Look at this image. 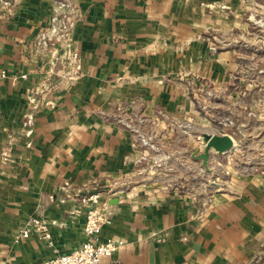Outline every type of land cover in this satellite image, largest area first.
I'll list each match as a JSON object with an SVG mask.
<instances>
[{"label":"crops","instance_id":"1","mask_svg":"<svg viewBox=\"0 0 264 264\" xmlns=\"http://www.w3.org/2000/svg\"><path fill=\"white\" fill-rule=\"evenodd\" d=\"M71 1L68 41L79 69L77 78L53 87L52 106L41 104L56 80L47 73L51 53L35 44L51 24V0L0 4V71L7 73L0 78V264H35L78 248L95 193L109 217L99 239L124 242L98 264L263 258L264 171L233 175L219 189L178 186V180L188 185L194 163L193 146L178 147V134L187 137L178 124H189L181 117L193 108L192 80L228 76L221 63L228 55H211L206 34L213 29L206 11L227 0ZM236 1L238 30L264 14V0ZM252 58L237 52V89H248L243 62ZM131 108L133 118L126 113ZM135 122L167 153L169 160L154 167L175 173L174 182L143 175L142 163L155 151L129 128ZM33 218L45 223L49 241L34 227L20 236Z\"/></svg>","mask_w":264,"mask_h":264},{"label":"rangeland","instance_id":"2","mask_svg":"<svg viewBox=\"0 0 264 264\" xmlns=\"http://www.w3.org/2000/svg\"><path fill=\"white\" fill-rule=\"evenodd\" d=\"M0 4L2 7H10L12 3L10 0H0ZM60 4L73 7L71 0H51V7H59ZM206 14L213 20V29L206 32L209 37L208 50L211 55H228L225 64L221 62L227 68L228 76H218L213 81L196 77L192 80L193 90L188 94L193 108L188 109L191 114L181 117H185L183 121L188 117L189 124H178V130L187 131V137L178 134V147H182L180 151L183 148L190 151L193 146V152L199 153L203 150L201 135L211 132L232 135L235 145L222 154L213 152L216 154L211 164L208 162V170L204 169L199 159L194 158L193 167L188 169V185L185 181L182 183L178 180V186H187L189 191L195 193L203 188L219 189L220 183L233 175L248 174L252 170L264 171V14L259 12L254 19L255 24L241 30L237 29L236 0L214 5ZM237 52L253 55L252 59L243 62L247 65L245 69L248 72L242 77L241 83L245 82L248 89H237ZM126 113L129 117H132L131 113L136 114L132 108ZM118 114L117 116H122L120 112ZM128 126L133 132H137L138 141L146 149L155 151L143 161L142 164L148 171L142 174L151 177L155 175L168 183L174 182L172 178L175 173L164 170V167L162 171H157V167H154L169 160L167 153L149 140L143 134L145 130H139L136 122L129 123ZM188 137L190 142L186 145ZM157 148L159 150H155ZM181 172L183 171L178 169L177 174ZM253 264H264V257Z\"/></svg>","mask_w":264,"mask_h":264},{"label":"built area","instance_id":"3","mask_svg":"<svg viewBox=\"0 0 264 264\" xmlns=\"http://www.w3.org/2000/svg\"><path fill=\"white\" fill-rule=\"evenodd\" d=\"M71 11L72 7H65L63 4H60L59 7H53L50 26L47 30L39 32L35 37V44L43 51L51 53L47 70L48 75H56V80L51 83V87L49 86L48 90L43 92L41 96V104L44 106L53 105L49 95L57 83H68L77 78L79 56L78 52L71 47L68 41L73 28ZM60 51H62V55L58 56L61 53ZM57 57H62L61 59H63L60 70L55 69ZM6 76V71L1 70L0 78ZM20 76L25 77L24 74ZM11 78L15 79L13 76ZM35 99V96L31 97V101L35 102ZM88 200H90V205L86 209L83 228L85 238L81 245L73 251L56 253L35 264H98L103 258L110 257L123 245L122 239H99V234L103 226L109 222V217L104 206L99 204L98 194L90 195ZM30 227H34L43 239L50 240V233L45 223L34 218L29 221V226L22 231L20 236H27Z\"/></svg>","mask_w":264,"mask_h":264},{"label":"water","instance_id":"4","mask_svg":"<svg viewBox=\"0 0 264 264\" xmlns=\"http://www.w3.org/2000/svg\"><path fill=\"white\" fill-rule=\"evenodd\" d=\"M201 143L203 150L201 152H193V157L201 161L204 169L208 170V159L211 151L222 154L233 148L235 145L234 137L228 133H203L201 135Z\"/></svg>","mask_w":264,"mask_h":264}]
</instances>
